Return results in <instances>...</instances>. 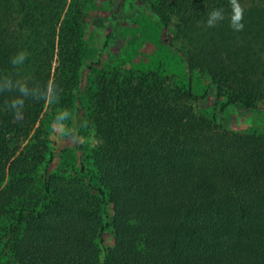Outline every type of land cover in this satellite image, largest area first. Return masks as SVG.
<instances>
[{"label": "trees", "instance_id": "16d2710c", "mask_svg": "<svg viewBox=\"0 0 264 264\" xmlns=\"http://www.w3.org/2000/svg\"><path fill=\"white\" fill-rule=\"evenodd\" d=\"M142 2L165 42L179 44L189 74L209 78L216 101L259 110L264 0L244 7L240 32L229 26V0ZM65 5L0 0V264H264V130L228 131L196 114L193 103L208 91L198 96L191 83L178 87L154 72L98 76L81 169L47 173L44 109H70L74 99L85 109L81 5L72 0L63 14ZM216 8L225 18L207 27ZM20 50L29 56L14 68ZM16 97L24 100L19 119L9 111Z\"/></svg>", "mask_w": 264, "mask_h": 264}, {"label": "rangeland", "instance_id": "374dc122", "mask_svg": "<svg viewBox=\"0 0 264 264\" xmlns=\"http://www.w3.org/2000/svg\"><path fill=\"white\" fill-rule=\"evenodd\" d=\"M76 1L81 5L80 36L83 48L80 95L85 109L74 99L75 91L72 92L74 105L68 109L69 117L60 122L68 126L66 134L57 131V125L53 124L60 110L47 106L44 109L42 124L50 141L47 173L69 174L81 169L84 152L92 147L93 139V132L87 124L91 112L87 97L92 94L98 76L115 70L135 76L154 72L159 78L182 88L191 83L193 92L198 96L208 91L205 98L193 103L196 114L215 120L228 131L264 130V104L259 106L258 111H241L225 105L223 99L216 101L215 88L210 86L209 78L197 72L189 74L185 60L175 48L179 44L170 46L165 42L160 21L142 0H113V6L109 0ZM257 1L246 0L242 6L247 7ZM71 2L66 0L63 14ZM122 2V12L119 21H116L113 17L118 14ZM14 17L17 21L20 16L16 12ZM112 237L111 231L105 232L103 244L109 246Z\"/></svg>", "mask_w": 264, "mask_h": 264}, {"label": "clouds", "instance_id": "9594fccd", "mask_svg": "<svg viewBox=\"0 0 264 264\" xmlns=\"http://www.w3.org/2000/svg\"><path fill=\"white\" fill-rule=\"evenodd\" d=\"M229 5L231 9V14L229 17L230 27L235 32H240L244 29V14L245 8L240 3V0H229ZM225 18L224 9L216 8L209 12L208 18L206 20L207 27H215L218 21H222ZM29 53L26 50H20L15 55L10 57L11 65L16 68L19 65H23L25 61L28 59ZM55 84L54 80H49L47 82L46 93L48 97V101L51 102V97L53 95V85ZM7 90L9 92L12 91L11 81H8ZM16 91L21 94V97H26L29 94V89L26 85H20ZM21 97L14 98L10 105L9 111H11L15 118L19 119L22 117L24 100ZM70 115V111L68 109H61L55 116L53 124L57 125L56 130L61 134H66L68 126L64 123H60L61 121L66 120Z\"/></svg>", "mask_w": 264, "mask_h": 264}]
</instances>
